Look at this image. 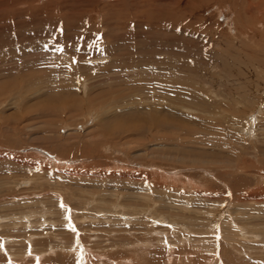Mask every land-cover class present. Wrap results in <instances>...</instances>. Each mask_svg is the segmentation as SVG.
<instances>
[{
  "label": "rangeland",
  "instance_id": "obj_1",
  "mask_svg": "<svg viewBox=\"0 0 264 264\" xmlns=\"http://www.w3.org/2000/svg\"><path fill=\"white\" fill-rule=\"evenodd\" d=\"M0 264H264V0H0Z\"/></svg>",
  "mask_w": 264,
  "mask_h": 264
},
{
  "label": "snow or ice",
  "instance_id": "obj_2",
  "mask_svg": "<svg viewBox=\"0 0 264 264\" xmlns=\"http://www.w3.org/2000/svg\"><path fill=\"white\" fill-rule=\"evenodd\" d=\"M60 50H62V49H60Z\"/></svg>",
  "mask_w": 264,
  "mask_h": 264
}]
</instances>
